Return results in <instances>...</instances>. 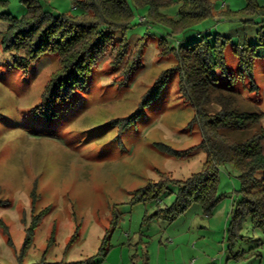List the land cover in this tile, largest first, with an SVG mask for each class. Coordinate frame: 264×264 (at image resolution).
Segmentation results:
<instances>
[{"label": "rangeland", "instance_id": "obj_1", "mask_svg": "<svg viewBox=\"0 0 264 264\" xmlns=\"http://www.w3.org/2000/svg\"><path fill=\"white\" fill-rule=\"evenodd\" d=\"M39 1L55 16L82 11L74 0ZM212 1L214 18L193 29L191 40L199 32L211 41L218 33L228 40L225 59L239 101L264 112V45L256 50L253 81L239 71L233 50L258 42L264 14L250 12V0ZM255 1L264 7V0ZM128 2L133 25L115 34V46L128 41L127 55L116 66L118 49L109 50L85 85L55 104L53 117L37 109L61 56L45 53L19 67L2 43L8 22L0 16V264H264V229L247 219L241 236L230 232L242 197L240 171L232 163L219 165V198L210 209L193 201L174 214L180 189L173 181L157 197L137 192L149 181H181L201 171L206 155L195 148L178 157L159 147L188 150L202 139L198 126H189L194 108L180 91V72L168 71L177 58L159 47L160 37L174 46L190 39L141 22L148 8ZM179 5L173 0L166 13L176 18ZM26 11L24 0H0V14ZM164 74L160 93L122 126Z\"/></svg>", "mask_w": 264, "mask_h": 264}, {"label": "trees", "instance_id": "obj_2", "mask_svg": "<svg viewBox=\"0 0 264 264\" xmlns=\"http://www.w3.org/2000/svg\"><path fill=\"white\" fill-rule=\"evenodd\" d=\"M24 1L27 11L23 16H13L9 12L0 14L8 22L1 40L5 50L11 53L15 64L21 68L28 67L45 53H58L61 56L62 66L52 76L43 94V102L37 109L40 115L53 117L55 104L85 85L92 68L109 50L118 49L114 65L118 66L122 62L129 51V44L124 38L115 46V34L133 25L134 9L128 0H74L75 6L82 10L80 13L55 16L39 0ZM178 1L180 7L174 18L166 13L173 0H132L136 8H148L144 21L163 24L169 27V34H183L184 39H190L185 44L174 46L169 44L166 37H160L159 47L164 53H174L177 58L176 66L168 71L177 69L180 72V91L194 108L189 126L196 124L202 139L188 150H178L165 143H160L159 147L178 157L199 148L206 155L205 167L181 181H149L137 192L144 191L157 197L161 190H165L166 183L173 181L180 189L173 206L174 214L193 201H202L210 209L219 198V165L232 163L240 171L242 197L232 214L230 232L233 237L241 236L247 219L256 227L264 229V112L244 107L239 101L240 94L233 87L234 76L225 59L228 40L221 38L218 33L211 41L207 34L200 32L198 38L191 40L195 36V32H191L193 29L207 19L214 18L213 1ZM247 9L264 14V7L255 0H250ZM258 45H264L263 30L258 32L257 43L233 48L239 59V71L252 81ZM132 66H129L128 71L132 70ZM218 71L226 76V83L220 82ZM166 79L165 74L160 77V81L145 94L139 108L123 121L122 126L135 121L143 107L160 93ZM42 215L40 212L34 217L35 222L28 229L25 247L31 243V234Z\"/></svg>", "mask_w": 264, "mask_h": 264}, {"label": "built area", "instance_id": "obj_3", "mask_svg": "<svg viewBox=\"0 0 264 264\" xmlns=\"http://www.w3.org/2000/svg\"><path fill=\"white\" fill-rule=\"evenodd\" d=\"M140 20H141V21H144V20H145V17H144V16H141V17H140Z\"/></svg>", "mask_w": 264, "mask_h": 264}]
</instances>
